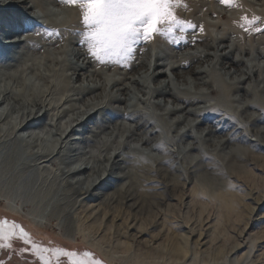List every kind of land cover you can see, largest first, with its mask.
<instances>
[{"label": "bare ground", "instance_id": "obj_1", "mask_svg": "<svg viewBox=\"0 0 264 264\" xmlns=\"http://www.w3.org/2000/svg\"><path fill=\"white\" fill-rule=\"evenodd\" d=\"M242 1L264 14V0ZM257 2L261 9H255ZM33 9L42 12L39 24L33 22L37 16L31 20L22 13ZM222 12L196 0H181L176 9L191 23L196 14ZM224 12L227 18L228 10ZM229 17L212 42L191 29L183 34L180 44L199 41L206 51L191 48L179 56L172 52L175 44L158 36L144 48H152L153 61L137 52L131 69L140 68L133 74L113 69L107 75L101 69L109 65L96 64L86 46L78 44V6L59 0H0V39H5L0 43V204L25 213L35 224L53 222L69 239L81 233L108 261L122 259L100 249L104 239L95 243L77 223L74 227L76 205L84 220L102 225L104 236L113 229V237L126 238L121 248H146L143 254L154 259H184L188 250L177 242L165 251L141 246L156 218L173 208L170 215L179 218L177 212L186 208L184 190L196 182L225 191L215 198L231 211L241 199L230 191L232 180L253 183L252 171L264 172V49L257 46L264 37L242 44L237 39L241 26ZM14 19L33 25L26 30ZM44 26L62 37L31 34L43 33ZM14 33L21 38L14 39ZM176 35L182 34L177 30ZM156 39L165 48L152 45ZM168 70L174 79L162 78ZM166 96L172 107L159 101ZM118 118L128 124L116 122ZM205 124L209 126L199 130ZM36 128L47 137L18 135ZM201 197L194 194L192 200ZM155 237L164 240L167 234L158 231Z\"/></svg>", "mask_w": 264, "mask_h": 264}, {"label": "rangeland", "instance_id": "obj_2", "mask_svg": "<svg viewBox=\"0 0 264 264\" xmlns=\"http://www.w3.org/2000/svg\"><path fill=\"white\" fill-rule=\"evenodd\" d=\"M211 2H213V4H210ZM196 3H203L204 5L209 6L213 5L216 10L223 11L219 14V16H216L214 13L206 15L196 14L193 16V24L197 25V27L191 28V33L195 32V34H199L201 37L205 38L206 42L209 43L219 38V36L222 34L221 30L224 27L222 24L224 22H228L230 18L229 16L234 18L233 24L241 25L242 23H247V31L245 28L240 27L242 36L237 35V39L240 40L242 44H246L248 46L253 44V42L246 40L264 37V34L256 32L257 27L264 28L263 12L260 11L259 13H256L254 8L246 7L242 0H231V2L227 5L221 4L219 0H196ZM260 3L261 2H257L258 5L255 6V9L262 8L259 6ZM47 8L52 12L57 13L58 9H56L55 6L50 5L47 6ZM201 8L202 7L199 6L200 10ZM225 10H228L227 15L229 16L227 18L224 17ZM19 12L21 13V11ZM6 13L9 14V12ZM22 13L31 20L37 16V21H33L34 24L36 22L39 24L41 23L40 21L43 20L41 17L42 12L39 9H33L31 11L22 10ZM9 16L14 18V15ZM244 17H247V20H244ZM253 20H255V23L249 25L248 21ZM14 21L18 23L19 21L23 20L14 19ZM18 24L20 25V23ZM199 26L203 27V31L200 30ZM12 37L14 39H19L21 38V34L14 33L12 34ZM230 37L234 38L231 33ZM3 41H5V39H0V43ZM229 42H231V39ZM180 43L175 44V46L173 45V47L177 49L172 51L179 56L188 53L191 48H194V50L198 49L199 51L207 50L204 46L199 45V41H196V43H190L191 46L189 47H185L184 44ZM148 44L150 43L148 42L146 44L137 45V49L141 48V50L138 51L137 57L146 56L149 61H153L151 57L152 48L144 51V48ZM153 44L156 46L160 45V47L165 48L163 40L156 39L152 45ZM257 46H259V49H264V44L259 43ZM234 56L235 54H233L231 57L234 58ZM196 65L197 64H194V67H196ZM97 66L100 68L99 65ZM109 68L110 69L105 67L101 70L102 72L107 73V75L112 73L113 69L116 72H128V75H131L136 71V69L138 70L140 67L137 66L134 70H132L131 65L130 67L109 65ZM120 69H122V71ZM183 74L186 77L189 76L188 78L190 79L194 77L193 75L189 74V72H184ZM167 76L174 79L169 70L162 78ZM114 77H117V75H114ZM209 99H211V97ZM159 101L162 105H164L165 108L173 106L171 104L172 100L170 96H166ZM129 102L131 103L133 100H129ZM114 106L122 108V106L120 107V105L117 104ZM11 121L12 119H10V122ZM116 122L127 123L122 121L120 118L116 119ZM208 126L209 124H205L199 128V130L205 129ZM181 129L182 127H178L177 131H180ZM28 132L22 131L19 132L18 135L28 136L31 133H37L39 137L42 136L41 138H45L48 134L45 131H42L40 128L28 130ZM193 133H195V131H193ZM252 174L254 177L253 183H243L232 180L234 184L232 186L234 187L230 191H234L241 199H238L239 201L235 203V208H233L231 211L226 210V206L215 198V195H217L218 192L221 191L224 193L225 191L214 190L202 182H196L187 185L184 190L185 197L183 198V202L185 203L186 208H183V210L177 212L179 214V218L172 216V214L170 215L173 209H175L173 208L170 210V212H166L165 214L161 215V217L158 216L156 218V229H147L146 234L143 235L141 239V246L148 247L152 245V247H163V251H165V249L170 247L172 242H177L180 244V246L184 245V247H186L188 250L186 257L182 260L175 259V261H173V259L167 255L164 256L165 258L163 260L159 258H150L148 255L143 254V251H145L146 248H133V246H131V248H121L120 243H127V239H117L115 236L113 237L110 234L113 232V229L110 233H108L110 234L109 236L108 234H105L106 236H104L103 231H101L103 229L102 225L99 227L96 226L97 224H93V221L91 223L89 220H84V214L79 213L80 211L78 212V210H80L78 209V205L75 206V211L78 213L79 217L78 215H75L74 219L76 221L74 227L77 228L79 226L80 230H85L84 233L89 235L90 241L95 243L99 242L100 244L101 239H104L105 244H100V249L102 248L101 250H103V252H107L106 254L109 253L110 256H118L122 259L121 261L116 260L115 258H113L111 261L106 260L100 254V250L98 248H90L88 245L89 242L87 243L86 239H84V235L81 236V233L77 234L74 239H69L63 236L61 232L57 230L53 222L50 224H35L25 216V213L11 212L2 204H0V218L14 219L24 223L29 229L32 230L35 235L43 239L45 242L48 241L49 243L62 246L67 250L89 251L94 254L97 260L103 261L104 264H264V172L261 170H255L252 171ZM194 194H199L202 197L199 200L196 199L197 201H193L192 197ZM91 204L92 203L88 204L89 208L93 207ZM171 204L174 206L177 205L179 207V205L175 204L174 201ZM13 206L15 207L16 205L14 204ZM189 209L190 212H187ZM75 211L74 214L76 213ZM120 221L117 219L113 222L115 225H118L120 224ZM129 223L130 221L128 220L127 224ZM131 224L132 223H130V225ZM158 231H164V233L167 234V238L156 241L155 236ZM252 242L254 243L250 244ZM26 255L27 254L17 248V253H14L11 258H1H4L3 260L8 262V264H34V262L30 261V258Z\"/></svg>", "mask_w": 264, "mask_h": 264}, {"label": "snow or ice", "instance_id": "obj_3", "mask_svg": "<svg viewBox=\"0 0 264 264\" xmlns=\"http://www.w3.org/2000/svg\"><path fill=\"white\" fill-rule=\"evenodd\" d=\"M219 2L227 5L231 0ZM59 3L79 7L82 32L78 44L85 45L89 58L101 66L130 67L138 52L137 45L151 42L158 36L176 44L186 39L183 34L188 29L197 27L176 14L181 0H59ZM243 19L247 20V17ZM18 23L26 30L32 27L31 20ZM253 23L255 20L248 21L249 25ZM240 26L247 31L245 24ZM199 27L203 31V27ZM177 30L182 35L177 36ZM256 32L264 34V28L257 27ZM31 34L63 35L46 26L43 27V33L36 30ZM156 148L162 149L163 145H157ZM16 243L22 246L24 253L31 252L35 257L34 264H104L89 251L46 247L16 221L0 219V251H13ZM0 264L8 262L0 260Z\"/></svg>", "mask_w": 264, "mask_h": 264}, {"label": "flooded vegetation", "instance_id": "obj_4", "mask_svg": "<svg viewBox=\"0 0 264 264\" xmlns=\"http://www.w3.org/2000/svg\"><path fill=\"white\" fill-rule=\"evenodd\" d=\"M0 219H4V218H0ZM6 219H8V218H6ZM8 220H10V221H16L17 223H19L20 225H22L27 231H29L31 233V235L33 236V238L35 240H37L38 243H42L46 247H62V246H59V245H55L53 243H49L48 241L45 242L43 239H41L40 237H38L37 235H35L32 232V230L29 229L24 223L19 222L18 220H14V219H8ZM17 248H19L23 252L22 246H20L18 243L14 244V250L13 251H8V250L0 251V260L2 259L1 257H6L5 259L11 258L14 253H17ZM25 254H27L26 256H28L30 258V261L34 262L35 257L32 256L31 252H28V253H25Z\"/></svg>", "mask_w": 264, "mask_h": 264}]
</instances>
